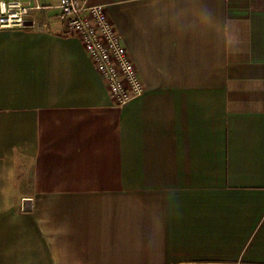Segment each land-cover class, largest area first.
<instances>
[{
    "label": "crops",
    "instance_id": "0c3cea01",
    "mask_svg": "<svg viewBox=\"0 0 264 264\" xmlns=\"http://www.w3.org/2000/svg\"><path fill=\"white\" fill-rule=\"evenodd\" d=\"M92 2L145 92L55 7L0 30V264H264V0Z\"/></svg>",
    "mask_w": 264,
    "mask_h": 264
},
{
    "label": "built area",
    "instance_id": "2783aa9c",
    "mask_svg": "<svg viewBox=\"0 0 264 264\" xmlns=\"http://www.w3.org/2000/svg\"><path fill=\"white\" fill-rule=\"evenodd\" d=\"M55 7V22L66 33L78 36L81 44L103 79L118 107L142 96L145 88L104 6L92 0H57L55 6L43 7L38 0H0V30L42 28L48 24L35 21L36 12Z\"/></svg>",
    "mask_w": 264,
    "mask_h": 264
}]
</instances>
